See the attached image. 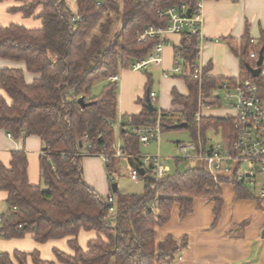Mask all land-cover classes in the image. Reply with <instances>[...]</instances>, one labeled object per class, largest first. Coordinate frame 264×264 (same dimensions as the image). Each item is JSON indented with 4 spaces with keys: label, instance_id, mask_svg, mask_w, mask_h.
I'll return each instance as SVG.
<instances>
[{
    "label": "trees",
    "instance_id": "trees-1",
    "mask_svg": "<svg viewBox=\"0 0 264 264\" xmlns=\"http://www.w3.org/2000/svg\"><path fill=\"white\" fill-rule=\"evenodd\" d=\"M7 1V0H0ZM20 3L10 12L24 18H36L41 28L30 30L22 25L0 26V59L23 62L26 72L37 75L27 84L24 72L17 69L0 71V129L9 136H36L43 149L40 174L43 187L28 182L26 154L11 153L8 167L0 164V191L7 194L6 208L0 213V238L22 239L30 235L34 242L68 238L72 255L54 250L56 262L62 264H155L172 261L184 247L171 238L156 242L155 227L165 225L174 205L180 217L192 211V198L218 197L220 179L215 182L204 166L189 167L183 173L168 174L160 181L143 176L141 195H118L116 213L107 214L105 199L83 179L82 158L110 153L115 143L113 125L118 111L117 83L108 81L112 75L130 70L132 64L145 58L156 40L142 45L135 42V33L148 26L165 28L167 19L158 12L185 3L194 10L196 0H13ZM99 3V5H97ZM40 10L38 13L37 11ZM77 22L74 24V20ZM230 48L234 51L231 43ZM257 54L264 47L251 48L249 40L241 42L240 79H253L264 103V80L252 78L246 65L251 50ZM177 76L188 88L183 97L172 91L173 104L182 110L160 112L161 131L185 123L196 143L197 131L202 138L209 129L221 131L228 147L234 137L232 119L203 118L194 121L198 109V94L203 102L215 106L212 91L233 82L203 78L201 84L193 78L198 53L196 37L181 40L175 50ZM106 81L100 95L92 94L97 82ZM149 92V89L147 90ZM84 99L85 106L78 103ZM142 111L136 116H124L119 136L122 151L136 158L129 165L140 167L139 139L131 128L156 124L158 111L146 110V98L138 100ZM178 130V129H175ZM86 137V153L79 143ZM229 139V140H230ZM181 160L176 159V165ZM117 160L110 158L105 166L114 173ZM108 175V178L111 177ZM238 197H248V191L237 183ZM157 196H161L157 207ZM219 201V200H217ZM81 231L96 232L83 251L78 245ZM0 264H55L40 258L38 252L0 254Z\"/></svg>",
    "mask_w": 264,
    "mask_h": 264
},
{
    "label": "crops",
    "instance_id": "crops-1",
    "mask_svg": "<svg viewBox=\"0 0 264 264\" xmlns=\"http://www.w3.org/2000/svg\"><path fill=\"white\" fill-rule=\"evenodd\" d=\"M20 5L13 0L0 2V26L18 24L30 30L40 29V20L34 17L24 18L20 13L10 12V9ZM203 20L200 31L201 38L197 39L198 53L195 67L202 69L204 78L231 80L235 83L241 76V42L254 39L256 41L254 48L264 47V0H205ZM181 40L182 36L180 35H168L162 54V63L160 65L150 64L152 67L148 65L144 69V75L141 71L123 70L120 72L116 83L117 86L118 83L121 85L120 89L118 86V108H120L121 117L139 115L142 106L138 104V100L143 97L145 99L149 92H154L157 95L154 106L157 105L158 114L173 112L179 116L182 108L172 103V91H176L183 97H187L189 92L185 82L177 77L179 74L170 77V73H173V69L179 64L176 62L174 50L180 46ZM229 43L232 44L234 51L230 48ZM249 50L251 49L249 48ZM7 68L22 70L27 84L32 83L37 77V75L26 72L23 62L0 59V71ZM164 72L167 73V78L162 77ZM155 79L157 90L152 91ZM105 84L106 81H102V87ZM148 89L149 92H147ZM143 90L144 95H142ZM219 91L222 90L212 91V95L217 97L218 105H220ZM201 97L202 94L199 92L198 102ZM211 107L212 105L209 109H202L201 119L231 120L234 116L232 105L230 111L215 110ZM209 130L215 131L214 129ZM199 132L197 131V134ZM206 133L204 138L199 133L204 143H207ZM215 133L220 138L217 143L225 146V138L221 131ZM229 139L228 137V141L232 142L233 137ZM42 149V143L36 136L22 135L13 138L0 129V164L8 167L12 152H24L28 162V182L32 186L43 187L39 165ZM85 165L83 166L82 161L85 183L94 189L100 197H103V186L102 189H99L100 192L96 191V184L92 177L87 175ZM223 180L224 182L219 185L220 195L218 197L192 198V211L183 218L180 217L179 206L174 205L169 221L161 227H155L156 242L171 238L179 246L185 241L184 247L180 248L172 261L160 264H264V216H261L255 232L247 233L249 230L246 226L247 219L242 218L243 216L236 212V209L241 206L239 203H243L241 201L253 199L264 202V200L257 197L256 190L247 187L245 189L249 196L240 198L237 195V182L229 179ZM97 183L104 184L102 170L100 176H97ZM224 188L226 189L224 190ZM109 194H111V189H109ZM6 198L7 194L0 191V213L6 208ZM226 199L232 200L230 203L232 205L231 212L227 211ZM96 237V232L81 231L78 235L79 247L85 251L87 243ZM68 240V238H64L38 244L30 235H26L22 239L0 238V254H12L14 251L38 252L42 260L62 264L56 262L53 251L58 250L72 255V251L68 247Z\"/></svg>",
    "mask_w": 264,
    "mask_h": 264
},
{
    "label": "built area",
    "instance_id": "built-area-1",
    "mask_svg": "<svg viewBox=\"0 0 264 264\" xmlns=\"http://www.w3.org/2000/svg\"><path fill=\"white\" fill-rule=\"evenodd\" d=\"M75 1V0H74ZM205 0H196L194 10L188 8L185 3L178 6L167 8L165 11L158 12L159 18L167 19L165 28H156L148 26L135 33V42L142 45L148 40H156L153 50L145 57L135 61L131 69L132 71H143L148 65H160L162 63V54L166 45L167 36L176 34L189 39L196 37L200 39V31L203 26V3ZM99 5V3H97ZM191 10L188 16L187 11ZM77 19L74 20V24ZM251 48L256 47L254 39L249 40ZM180 47V46H179ZM258 55L254 50L248 54L249 60L255 64ZM264 57V53H263ZM259 76L264 80V59L261 64ZM181 69L176 66L173 69L174 74H179ZM163 78H167V73H162ZM193 78L200 84L204 78L203 71L199 67H194ZM109 82L116 83L118 75H112L108 78ZM221 90L226 94V98L230 99L231 92L235 93L236 102L232 105L234 116L233 133L234 137L228 147H224L221 143L208 145L204 143L198 133L197 142L182 144L179 151L183 154L179 160H194L204 166L205 171L212 177L215 182L220 179H229L237 183L243 184L250 189L256 190L259 199L264 200V103L259 96L257 83L253 79H239L233 86H222ZM148 96L154 106L157 95L149 92ZM210 105L203 102L202 98L198 102V110L194 114V121L199 123L202 116V109H209ZM123 119L120 120V123ZM131 132L135 134L139 143L147 146L151 142H159L161 134L160 113L157 115L156 124L151 127L131 128ZM86 153L87 141L84 137L80 142ZM104 166L109 164L110 158L118 161H125L127 167V175L131 181H139L143 176L149 177L154 181H160L166 177L170 170L164 164L159 156H140V167L129 165L128 159L136 158L129 156L122 151V142L115 143L111 146V152H101L96 155ZM143 171V174L140 173ZM113 181V180H111ZM107 214L113 218L116 213V201L112 194L105 198Z\"/></svg>",
    "mask_w": 264,
    "mask_h": 264
},
{
    "label": "rangeland",
    "instance_id": "rangeland-1",
    "mask_svg": "<svg viewBox=\"0 0 264 264\" xmlns=\"http://www.w3.org/2000/svg\"><path fill=\"white\" fill-rule=\"evenodd\" d=\"M150 67H152L150 65ZM144 75V70L141 71ZM177 76V74L170 73V77ZM101 83V84H100ZM119 89L121 87L120 83H118ZM102 82H97L92 87L93 95H100L102 91ZM118 89V90H119ZM157 90V83L155 79V85L152 87V91ZM142 95H144V90L142 91ZM231 98L227 99L226 94L223 91L218 92V96L220 98V105L212 106V109L217 110H226L230 111L231 105L235 104L236 98L235 93H230ZM144 98V97H143ZM142 98V99H143ZM154 108L158 110L157 105L155 104ZM122 119L120 114V108L117 111V118L113 125L114 129V140L115 144H120V120ZM200 133V132H199ZM198 135V134H197ZM200 136V135H199ZM198 136H196L197 139ZM191 132L187 129H178V130H165L160 134L159 142L153 141L149 145L144 146L142 144L139 145V154L141 156H159L164 164L169 168L170 174L183 173L189 167L200 166L201 163L194 160H181L179 164L176 165V159L182 158L183 154L179 151V147L182 144H188L192 141ZM206 140L208 145L216 144L220 141L219 136L213 130H209L206 133ZM84 159V160H83ZM83 166L86 164L87 175L92 177L93 182L96 184V191L102 189L103 186V197L106 198L109 195V189H111V185L115 183L117 185V192L113 195V198L116 201L118 195H141L144 192L145 184L142 180L139 181H131L127 175V165L125 161H120V163L114 164V173L108 174L105 166L101 162V160L96 156H84L82 158ZM104 174V184L97 183V176H100L101 170ZM100 173V174H99ZM108 175L111 176L108 178ZM113 180V181H111ZM247 188H250L247 185ZM226 188H224L225 190ZM100 192V191H99ZM102 194V193H101ZM161 196H157L156 202L154 204L155 207L158 205V201ZM227 211H232V205L230 204L232 200L226 199ZM243 203L239 208L236 209V212L240 213L243 217L246 218V226L249 228L247 233H254L257 229V226L260 222L261 216H264V202L249 200V201H241ZM175 209V208H174ZM241 209V210H240Z\"/></svg>",
    "mask_w": 264,
    "mask_h": 264
},
{
    "label": "water",
    "instance_id": "water-1",
    "mask_svg": "<svg viewBox=\"0 0 264 264\" xmlns=\"http://www.w3.org/2000/svg\"><path fill=\"white\" fill-rule=\"evenodd\" d=\"M190 14H191V10H188L187 11V15L189 16ZM263 53H264V49H261L260 52H259V55H258L257 62L255 64V66H256L255 68L251 67L249 65H246V68H247L248 72L250 73V75L252 76V78H258V76H259V73H260V68L259 67L261 66V64L263 62V59H264ZM78 103L81 106H85L83 98H80L78 100ZM146 110H148L151 113H154L156 111V109L154 108V106L151 103V100H150L148 94L146 96ZM186 127H187V124L182 123V124H178V125L172 127V129L173 130H175V129H185ZM79 146L81 147V143H79ZM140 173L143 174V171H140ZM110 188H111V192L112 193L115 194L117 192V185L115 183H113ZM263 234H264V231H263Z\"/></svg>",
    "mask_w": 264,
    "mask_h": 264
}]
</instances>
